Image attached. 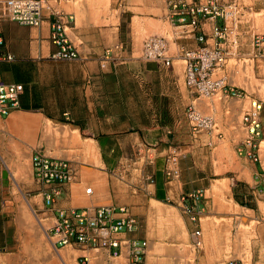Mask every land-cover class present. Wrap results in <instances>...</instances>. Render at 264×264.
Listing matches in <instances>:
<instances>
[{
    "label": "crops",
    "instance_id": "0c3cea01",
    "mask_svg": "<svg viewBox=\"0 0 264 264\" xmlns=\"http://www.w3.org/2000/svg\"><path fill=\"white\" fill-rule=\"evenodd\" d=\"M110 1L114 2L119 9L122 8L123 11L126 10L134 14L132 18L138 17L149 21V28L152 30H161L164 21L167 22L165 0ZM138 1L142 3L137 4ZM237 1L238 6L243 5V0ZM105 3H108V0H52L44 11L43 21L39 27L25 26L9 18H0V57L12 56L11 60L4 59L0 62L1 78L5 83H22L25 86V91L20 99V108L13 111L8 117L12 114L35 116L42 120L43 127L47 128L48 125L59 127L62 131L60 133L62 135L68 133L70 138L78 131L80 138L78 141L82 142L85 150L90 142L96 145L99 152L98 163H100L101 157L103 164L106 165L108 163L106 156L112 158L113 163H116L117 168L114 170L112 178H105L104 174L84 177L78 172L76 179L66 187L65 193L57 201L56 207L129 206L111 203L113 201L112 194L119 191L120 182H122L132 187L134 192L140 194L141 198L153 201V205L158 206L169 202L180 208L184 206V203H192L200 212L199 227L202 230V220L217 217L213 214L214 210L208 205L210 201H206V192L212 187L214 181L219 180L214 178L216 176L213 171L214 156L211 151L215 147V131L212 134L206 133V140L200 138V134L190 136L188 127L181 134L179 122H175L173 131H170L169 127L158 121L161 119L157 113L158 110L151 107L143 109L141 106L133 104L131 109H127L128 112H118L116 106L118 100H122L124 96L127 98L131 96L132 100H135V97L139 98L141 92L145 93L142 87H150L156 85L155 83L173 87L175 83L181 82V64L179 60L174 59L173 66L170 67L172 75L166 73L167 79L158 73L164 67L142 59L140 60L142 64L137 60L126 61L128 70L134 72V75L136 73L131 78L101 76L99 56L104 51V46L99 31L94 28L90 16L83 20L78 18V14L90 10L96 11ZM262 5H264V0H262ZM53 6H57L66 14H73L75 17L74 22L65 25V33L69 41L77 46L80 53L79 59L68 60L53 57L59 51V47L51 41V24L55 20ZM64 21L67 22L66 19ZM216 23L206 22L203 25L205 32L210 35L211 26ZM262 25L264 26V18ZM251 29V24L241 23L237 31L234 30L228 34L225 47L229 54L232 44L235 48V51H230L232 55H236L237 51L244 59L251 60L254 65L255 78L264 84V33L253 34ZM171 30L173 29L171 28ZM230 34H234L233 41H230ZM256 35L263 38V42L258 48H255ZM118 40H120L119 37H116L113 42H118ZM119 44L121 43L117 45ZM181 45L195 47L198 43L193 39H187L179 41L178 46ZM111 51L114 53L113 49L108 50L107 53ZM225 68L226 65L220 74L226 76L227 82L229 77L222 73ZM140 73L144 77L140 78L138 76ZM126 85H130L131 88L125 91L123 87ZM102 87H104L103 92L107 93L108 99L111 97L109 100L113 104V111L110 112L107 119L109 125L107 130L103 129L101 125V118L105 117L102 114L101 105ZM227 99L231 98L227 97ZM258 100L263 104L259 154V151L264 149V98H258ZM142 117L148 121L141 124L139 119ZM119 118L133 119V126L127 129L117 128ZM224 125L226 128L229 127L226 122ZM17 130L20 131L21 128H17ZM167 136L172 140L166 144ZM57 141L54 135H45L38 142L33 139L32 144L35 143V146L30 145L31 153L40 149L51 156L55 154L57 157L68 158L64 150L56 148ZM243 142L244 140L235 146L239 165L235 171L237 181L231 190L229 200L233 202L234 214L241 216L240 220H250V214L259 215L256 219L264 220V163L261 158L259 161H253L248 155L249 148ZM199 150L201 153L197 157ZM174 151L179 154L180 176L177 179L166 176L167 158ZM142 164L146 166L144 173L147 174V182L144 178L143 180L134 177L129 180L125 178L127 171L130 172L133 167ZM88 184L92 185L93 192L91 194L85 192V188L89 187ZM197 192H203V196L195 199L186 198ZM201 198H204V201ZM142 208L147 216L156 213L161 219H165L161 212L155 211L152 207ZM242 210L247 211L249 215H240ZM132 212L136 214L133 210ZM53 214L54 212L51 210L50 220L53 219ZM186 226L191 229V243L194 239L193 231L197 226L190 221ZM137 235L150 240L148 227L144 224ZM261 240L264 243V239H260L259 242ZM201 242H203V248L201 247V250L196 254L194 264H230L232 262L227 253L209 252L206 250L203 238ZM148 243L149 248L154 249L152 243L150 241ZM75 250L80 252V255L84 254V251L79 247H75ZM88 256L90 264H115L119 261V259L111 258L108 254H97L93 251L88 252ZM77 261L78 264H81L79 260ZM234 261L241 264H264L255 255L248 259Z\"/></svg>",
    "mask_w": 264,
    "mask_h": 264
},
{
    "label": "rangeland",
    "instance_id": "374dc122",
    "mask_svg": "<svg viewBox=\"0 0 264 264\" xmlns=\"http://www.w3.org/2000/svg\"><path fill=\"white\" fill-rule=\"evenodd\" d=\"M141 3V1L137 2V4ZM133 15L131 12L123 11L122 8L119 9L110 0L96 11L90 10L78 14V18L83 20L90 16L94 28L99 31L104 46L99 61L101 62L106 56L108 50H114V53L111 51L109 54L112 59L111 64L107 69H101V76H116L124 79L135 76L136 73L134 75V72L128 70L126 61L137 60L142 64L140 61L142 42L155 33L166 36L171 42L172 52L175 55L178 53V45L174 41L172 30L166 21H164L161 30H152L149 28V21L138 17L132 18ZM237 15L235 31L238 30L241 23H246L247 25L251 24L253 34L264 33L262 0H243V5L238 6ZM230 36V41H233L234 34H230ZM116 37H119L120 40L113 42ZM118 43L123 44L122 50H116ZM255 48L258 47L255 46ZM230 51H235L232 44L226 68L222 73L229 77L228 84L247 92L249 97L242 102L227 99V96H224L220 91L210 97L195 99L185 84V62L176 55V59L181 64H179L181 66V82L175 83L173 87L162 86L158 83H155L157 86L142 87L145 93L141 92L139 98L135 97V100H132L131 96L128 98L124 96L122 100H118L116 106L118 112H128L127 109H131L133 104L139 105L143 109L155 108L161 116L158 121L169 127L170 131H173L174 123L179 122L180 133L183 134L188 127L190 136L192 135L190 124L186 118L189 106L194 105L203 115L211 116L214 119L215 147L211 151L214 156L213 171L216 175L214 178L219 180L214 181L212 187L206 192V201H210L208 205L214 210L213 214L217 217L202 220L201 239L203 238L207 251L216 254L227 253L232 262L233 260L248 259L255 255L264 263V243H262L263 240L259 242L260 239H264V220L256 219L259 215H249L245 210L240 211V214L249 215L250 220H240V216L234 214L232 210L233 202L229 200L231 190L237 181L235 171L239 165L235 146L245 137L242 109L246 110L249 107L250 96L251 98L256 97V99L264 98V84L255 78L254 65L251 60L244 59L237 51L236 55H232ZM158 73L163 77L166 73L172 75L171 68L165 67L161 68ZM138 76L144 77L142 73ZM129 88H131L130 85L123 87L125 91ZM103 91L104 87L101 91V105L102 114L105 117L102 116L101 125L103 129L107 130L109 127L107 119L110 112L113 111V104L109 100L111 97L108 99L107 93ZM118 120L117 128L127 129L133 126V119L119 118ZM139 120L141 124L148 121L143 117ZM225 122L229 125L228 128L225 127ZM42 127L43 122L40 118L28 116V114L25 116L12 114L10 117L0 119V264H78V256L81 254L73 246L56 250L47 236L46 230L51 225L50 213L43 205L42 195H39L41 193L40 185L32 178L30 145L33 139L38 142L45 135H54L58 140L56 148L59 147L66 152V156L74 161L77 172H80L84 177L104 174L105 178H112L113 172L117 168L113 159L107 158V156L108 163L106 165L103 164L101 157L100 163H98L99 158L97 163H92L82 142L73 139V137L70 138L68 133L62 135L61 128L51 125H48L47 128ZM17 128H21V130L18 131ZM218 133H222L223 137L218 138L216 135ZM199 137L207 139L206 133H200ZM171 140L167 136L165 143H170ZM32 145L34 147L35 143ZM198 152L197 157L201 151ZM259 154L264 163V149L259 151ZM203 158L202 156L201 159L203 160ZM145 167V164L133 167L130 172H126L125 178L127 180L132 177L141 180L144 178L147 182V174L144 173ZM202 167L207 169L204 165ZM87 186L92 185L88 184ZM139 195L128 184L120 182V189L112 194L113 201L111 203L129 205L139 216V229L143 228V224L148 227L150 239L148 241L152 243L154 249H148L147 264H194L195 256L201 250L203 242L200 248L193 250L190 243L191 229L186 226L189 219L183 212V206L177 208L169 202L157 206L153 205V201L150 199L141 198ZM201 199L204 201V198ZM145 206L161 212L165 219H161L156 213L147 216L142 208Z\"/></svg>",
    "mask_w": 264,
    "mask_h": 264
},
{
    "label": "built area",
    "instance_id": "2783aa9c",
    "mask_svg": "<svg viewBox=\"0 0 264 264\" xmlns=\"http://www.w3.org/2000/svg\"><path fill=\"white\" fill-rule=\"evenodd\" d=\"M52 0H0V18H9L25 26L39 27L43 21L44 11ZM57 1V0H55ZM63 1V0H60ZM167 4L166 19L171 26L174 41L193 39L198 45L178 46V55L185 62V84L195 99L210 97L217 92L234 99L244 101L246 91L226 82V76L220 75L228 59L225 47L228 34L237 28V0H165ZM55 20L51 24V41L59 47L53 55L56 59L76 60L80 53L75 44L69 41L65 25L74 22L73 14H66L62 9L53 6ZM67 20V22L64 21ZM212 24L211 34H207L203 25ZM256 46L260 47L263 38L256 35ZM123 44L116 46L122 50ZM113 52V51H112ZM111 52L101 60V69L111 64ZM176 55L172 52L170 40L163 35H150L142 44L140 59L152 61L159 66L170 68ZM11 60L12 56L0 57ZM25 91L22 83H5L0 69V115L8 117L20 108V99ZM263 104L256 98H250V105L243 110L242 124L245 130L243 144L249 148L248 155L253 161H259L258 149L261 137V113ZM186 118L192 135L212 134L215 121L211 116L203 115L194 105L188 107ZM222 138V133L216 134ZM32 178L41 186L43 205L53 214L51 225L46 233L56 250L68 246L79 247L84 254L78 257L81 264H90L88 252L108 254L119 259L115 264H146L148 240L140 238L139 216L129 206H99L83 208L56 207L57 201L65 193L66 187L77 177L74 161L70 158L51 156L43 150L36 149L30 157ZM166 176L177 179L180 176L179 154L174 151L167 158ZM93 192L92 187L86 190ZM203 196V192L188 195L189 199ZM183 212L189 221L197 226L193 231L191 242L193 250L200 248L202 230L200 212L192 203L184 204ZM52 217V214H51ZM231 264H241L232 262Z\"/></svg>",
    "mask_w": 264,
    "mask_h": 264
},
{
    "label": "bare ground",
    "instance_id": "6f19581e",
    "mask_svg": "<svg viewBox=\"0 0 264 264\" xmlns=\"http://www.w3.org/2000/svg\"><path fill=\"white\" fill-rule=\"evenodd\" d=\"M107 2V1H106ZM99 3V2H98ZM106 4V3H105ZM98 6V5H97ZM12 116V115H11ZM15 117V116H14ZM12 118V117H11ZM16 119V118H15ZM24 119V118H23ZM14 120V119H13ZM19 120V119H17ZM27 121V119H26ZM32 121V120H31ZM12 122V121H11ZM14 122V121H13ZM21 123V122H20ZM24 123V122H23ZM18 124V123H17ZM48 124V123H47ZM73 139L75 140H78L80 139L79 138V132L77 131L73 136ZM86 153H87V156L89 158V160L92 162V163H97L98 161V157H99V152H98V149L96 147V145L93 143V142H90L87 147H86ZM55 156V155H54ZM91 186L89 187H86L85 189L87 190L88 188H90ZM86 192V191H85ZM87 194V192H86ZM239 210V209H238ZM241 215V214H240ZM241 217V216H240ZM148 247H149V243H148ZM62 254V253H61ZM91 259V258H90Z\"/></svg>",
    "mask_w": 264,
    "mask_h": 264
}]
</instances>
